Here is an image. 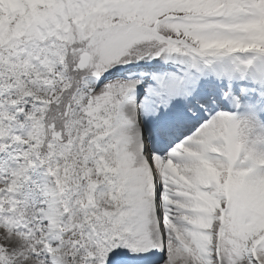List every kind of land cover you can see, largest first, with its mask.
Here are the masks:
<instances>
[{
  "label": "snow or ice",
  "instance_id": "obj_1",
  "mask_svg": "<svg viewBox=\"0 0 264 264\" xmlns=\"http://www.w3.org/2000/svg\"><path fill=\"white\" fill-rule=\"evenodd\" d=\"M0 264H264V0H0Z\"/></svg>",
  "mask_w": 264,
  "mask_h": 264
}]
</instances>
